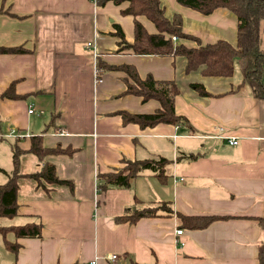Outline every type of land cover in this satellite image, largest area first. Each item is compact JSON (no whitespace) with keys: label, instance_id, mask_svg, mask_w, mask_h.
Returning a JSON list of instances; mask_svg holds the SVG:
<instances>
[{"label":"crops","instance_id":"0c3cea01","mask_svg":"<svg viewBox=\"0 0 264 264\" xmlns=\"http://www.w3.org/2000/svg\"><path fill=\"white\" fill-rule=\"evenodd\" d=\"M161 3L167 17L181 14L184 32L203 44H236L238 19L230 10L205 15L177 0ZM128 4L0 0V48L15 49L0 51V184L13 170L14 144L28 149L33 135H42L47 147L67 150L45 159L59 177L74 182L71 189L48 185L45 191L34 179H19L18 215L2 225L40 220L42 236L9 233L7 239L20 244L13 252L1 233L0 264H260L264 99L249 84L240 85L238 60L235 76H204L203 67L187 71L182 56L124 48L116 25L133 42L134 18L121 12ZM138 18L149 33L157 32L151 20ZM122 65L133 66L142 79L175 80V109L188 122H126L122 112L149 114L161 105L126 92L133 80L115 68ZM192 83H202L211 95H201ZM159 157L169 160L164 180L152 170L133 178L130 187L98 177L126 160ZM44 160L25 152L20 172H36ZM135 198L167 202L173 213L118 222ZM178 213L220 218L191 228Z\"/></svg>","mask_w":264,"mask_h":264},{"label":"trees","instance_id":"16d2710c","mask_svg":"<svg viewBox=\"0 0 264 264\" xmlns=\"http://www.w3.org/2000/svg\"><path fill=\"white\" fill-rule=\"evenodd\" d=\"M121 4L128 2L122 9V14L134 18V40L129 43L119 25L117 34L124 48L137 54L182 56L186 59V70L193 71L203 67L204 76L232 77L235 72L236 60L239 61L242 72V84H249L257 98L264 99V50L260 46V32L264 23V0H177L181 5L192 8L205 15L213 13L218 8H226L237 16V42L235 45L224 39L213 43L203 44L200 39L183 30V17L175 13L172 18L167 17L161 0H97L98 5L108 2ZM138 17L151 20L156 33H149ZM173 37L178 38L174 40ZM182 39L196 40L197 45L189 46ZM15 49L0 48L1 52ZM122 50V49H121ZM115 68L124 69L133 80L128 81L126 92L140 95L144 100L155 98L160 102V108L149 114L122 112L126 122L138 123L141 126H152L157 123L179 124L188 122L187 118L177 114L175 97L179 94V87L175 80H158L152 75L142 79L137 70L131 65H122ZM192 87L201 95L211 93L202 83H192ZM8 93V92H7ZM7 93L3 94L5 96ZM67 150L58 144L47 147L42 135H33L30 138V147L21 148L17 143L13 147V170L8 173V180L0 184V219L13 218L18 215L19 179L28 177L37 181L38 186L49 191L48 185L66 186L73 188L72 179L58 176L56 165L45 159L49 155L64 153ZM25 152L35 154L44 160L42 168L33 173H21V155ZM193 156V155H192ZM123 167L99 173L98 177L107 181L109 185L130 187L133 178L146 170L154 171L159 179L166 177L165 169L169 160L165 157L144 160H126ZM166 213H173L167 202L147 203L135 198V203L124 214L117 217L118 222L136 223L143 217H153ZM183 225L191 228H202L219 219L218 216H185L178 213ZM264 231V214L258 219ZM43 224L40 220H31L24 224L2 225L0 233L4 236L5 247L13 252L18 251L20 244L7 239L9 233L16 238L41 237ZM259 263L264 264V240L259 246ZM132 264H137L132 261Z\"/></svg>","mask_w":264,"mask_h":264},{"label":"built area","instance_id":"2783aa9c","mask_svg":"<svg viewBox=\"0 0 264 264\" xmlns=\"http://www.w3.org/2000/svg\"><path fill=\"white\" fill-rule=\"evenodd\" d=\"M96 1H97V0H96ZM173 38H174V40L176 39V37H173ZM89 44H90V43H89ZM30 112H32V110H30ZM61 133L64 134L65 131L62 130ZM230 143H231V144H236V143H237V140H236V139H231V140H230ZM182 231H183V230H181V229H180V230H177V233H178V234H181ZM178 241L180 242V244H184L183 241H180V240H178ZM116 257H117L116 255H112L111 259L114 260Z\"/></svg>","mask_w":264,"mask_h":264},{"label":"rangeland","instance_id":"374dc122","mask_svg":"<svg viewBox=\"0 0 264 264\" xmlns=\"http://www.w3.org/2000/svg\"><path fill=\"white\" fill-rule=\"evenodd\" d=\"M263 26H264V24H263ZM262 26V27H263ZM262 31H263V33H262V41L264 42V28H262ZM178 38H176L175 40H177ZM193 41H196V40H193ZM196 43H197V41H196ZM198 44V43H197ZM237 65H238V62L236 63ZM236 70V69H235ZM236 75V71L234 72V76ZM7 222H8V219H5V218H3V219H0V223L1 224H7ZM0 236H1V233H0Z\"/></svg>","mask_w":264,"mask_h":264}]
</instances>
